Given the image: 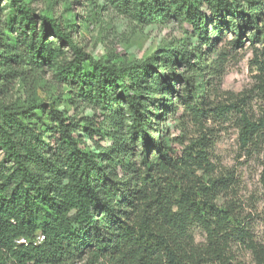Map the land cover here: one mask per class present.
I'll return each mask as SVG.
<instances>
[{
    "label": "trees",
    "instance_id": "16d2710c",
    "mask_svg": "<svg viewBox=\"0 0 264 264\" xmlns=\"http://www.w3.org/2000/svg\"><path fill=\"white\" fill-rule=\"evenodd\" d=\"M8 1L16 12L11 24L20 31L22 48L0 34V264H240L238 248L251 252L255 264H264V242L254 234L252 216L242 215L236 200L219 204L235 194L236 177L230 171L216 174L208 155L210 139L204 134L179 156L171 146L176 140L161 130L165 119L154 124L149 117L151 95H173L175 79L154 76L153 58L119 65L96 60L71 35L76 16L75 24L69 20L64 25L39 16L20 0ZM111 3L146 24L188 22L208 44L213 43L209 24L217 35L224 28L237 37L249 30L253 43L264 41V0ZM46 32L74 55L57 69L59 79L80 88L72 99L77 95L101 108L104 126L96 128L94 120L78 121L56 109L44 111L34 87L25 106L5 100L13 79L30 73L38 85L43 65L53 67L59 59L60 50L53 49ZM254 53L258 76L250 101L246 95L229 104L199 101V107L190 80L182 100L196 121H233L240 149L260 160L264 193V47H255ZM192 54L174 50L161 63L191 65ZM120 99L125 109L112 110L109 103ZM172 103L164 109L172 110ZM97 138L112 146H101ZM142 143L146 150L134 153ZM196 230L204 234L203 242L197 241ZM39 236L44 237L41 244Z\"/></svg>",
    "mask_w": 264,
    "mask_h": 264
},
{
    "label": "rangeland",
    "instance_id": "374dc122",
    "mask_svg": "<svg viewBox=\"0 0 264 264\" xmlns=\"http://www.w3.org/2000/svg\"><path fill=\"white\" fill-rule=\"evenodd\" d=\"M31 6L39 16L49 19H58L64 25L76 16V27H71V35L83 48L84 52L96 60H102L119 65L122 62H144L150 58L155 59L154 76L163 77L170 75L175 79L173 95L155 93L151 95L149 117L154 124L161 123L162 132L170 134L171 143L176 153L181 156L184 149L192 142L200 139L204 134L210 139L211 147L208 148L210 161L216 167V174L222 175L232 172L236 177L235 194H229L219 200L223 204L226 200H236L242 215H251L254 234L264 242V193L260 184L261 165L258 157H250L240 149L238 131L232 120L196 121L192 112L187 108L182 97L187 94V80L193 81L194 86L189 87L194 103L199 101L229 104L237 98L246 95H255V85L258 71L255 66V47H264V41L253 43L246 31L242 37H237L228 29H223L221 35L209 24L208 36L212 44L205 39L199 40L194 34L192 25L170 19L157 21L153 24L142 23L132 16L125 14L121 9L114 7L111 0H20ZM16 18V12L8 0H0V34L4 40L14 48H22L20 31L17 25L11 22ZM36 28L41 30V21H36ZM75 28V29H74ZM16 30V31H15ZM46 40L53 42V49L60 50L59 59L53 62V67L43 65L38 77V85H34L26 73L27 78H15L8 84L10 91L6 95L7 102L25 106L32 98L33 87L37 90L38 101L44 104V111L56 109L68 118H84L94 120L96 128L104 126L103 111L95 103L85 102L82 97L72 99L77 90L76 83L70 87L65 85L58 77L57 69L74 58L67 46L60 45L50 32L45 33ZM238 40L239 44L236 43ZM191 51V65L161 63L165 54H172L174 50L182 49ZM197 49V50H196ZM193 50V51H192ZM199 50V51H198ZM224 53L222 59L220 54ZM157 59V61H156ZM26 70V69H25ZM86 71L91 68L87 64ZM153 89L155 86L152 84ZM84 89V87H83ZM73 90V91H72ZM172 100V110L164 109ZM118 102V103H117ZM111 101L110 108L117 110L120 105L125 109V100ZM75 104V105H73ZM258 108L256 101L252 104ZM199 107H203L199 104ZM160 114V116H159ZM157 116H159L157 118ZM46 124H49L46 122ZM108 125V124H107ZM152 137L157 134L149 131ZM97 141L101 146H112L109 140ZM88 145H92L86 140ZM146 150L142 143L135 148L134 153ZM152 151H150L151 153ZM3 155L0 153V161ZM120 175H124L118 169ZM200 175L202 173H199ZM196 239L203 242L205 237L200 230H196ZM237 262L240 264H255L251 252L244 248L236 249ZM84 263V262H83ZM82 263V264H83ZM81 264V263H77Z\"/></svg>",
    "mask_w": 264,
    "mask_h": 264
},
{
    "label": "built area",
    "instance_id": "2783aa9c",
    "mask_svg": "<svg viewBox=\"0 0 264 264\" xmlns=\"http://www.w3.org/2000/svg\"><path fill=\"white\" fill-rule=\"evenodd\" d=\"M44 241V237L43 236H39L37 239V243L41 244ZM20 243H26L25 240H21Z\"/></svg>",
    "mask_w": 264,
    "mask_h": 264
}]
</instances>
